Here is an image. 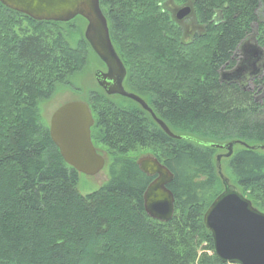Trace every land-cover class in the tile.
Listing matches in <instances>:
<instances>
[{"label": "trees", "instance_id": "trees-1", "mask_svg": "<svg viewBox=\"0 0 264 264\" xmlns=\"http://www.w3.org/2000/svg\"><path fill=\"white\" fill-rule=\"evenodd\" d=\"M165 1L100 0V6L127 70L125 85L180 138L168 136L134 101L90 91L92 139L106 151L110 180L86 195L39 105L59 85H70L96 54L83 34L70 45L73 21H37L0 2V264H229L215 255L204 214L223 191L222 146L264 145V99L221 83L218 74L234 69L254 24L259 33L253 35L264 44L263 2L192 0L206 26L192 43ZM145 152L174 174L168 187L175 213L168 222L144 208L153 178L138 165ZM221 166L264 212V149L235 144Z\"/></svg>", "mask_w": 264, "mask_h": 264}, {"label": "water", "instance_id": "water-1", "mask_svg": "<svg viewBox=\"0 0 264 264\" xmlns=\"http://www.w3.org/2000/svg\"><path fill=\"white\" fill-rule=\"evenodd\" d=\"M7 8L29 16L37 21L70 22L80 16L87 21L85 39L93 51L106 65L104 80L112 84L101 83L110 95L118 94L138 102L172 138L173 134L166 123L159 119L149 105L138 95L129 93L123 86L127 71L110 37L108 21L104 15L100 0H0ZM264 3V0H262ZM189 6H183L178 18L190 13ZM260 52L241 60V63L225 73L227 79H236L246 68L254 64ZM94 117L86 102L71 101L59 107L52 115L49 131L54 144L58 147L65 162L79 173L96 176L106 164L105 158L98 153L92 141L91 128ZM235 144L248 149L261 148L264 145L251 146L242 141L223 145L228 152L217 156L218 174L222 180L223 191L214 199L204 214L205 227L211 232L215 255L229 264H264V212L256 208L252 201L230 182L222 170V157L233 155ZM219 147V146H217ZM140 169L157 178L148 186L144 194L146 213L155 219L168 222L175 213V196L167 187L174 179L170 169L157 158L146 155L138 160Z\"/></svg>", "mask_w": 264, "mask_h": 264}, {"label": "rangeland", "instance_id": "rangeland-1", "mask_svg": "<svg viewBox=\"0 0 264 264\" xmlns=\"http://www.w3.org/2000/svg\"><path fill=\"white\" fill-rule=\"evenodd\" d=\"M167 2H168V5L170 6L173 3L175 5L179 4L175 0H167ZM260 19L264 21V4L260 8ZM72 21L73 23H75L76 28L75 29L71 28V30H67V38H68L70 45L72 47H75L78 41L81 39L82 34L84 35L87 21L85 20L86 21L85 22L81 17H78ZM252 31L253 32L251 33L250 37H252L253 34L258 35L259 32H258L257 24H254ZM98 63L101 64L102 61L97 55L95 56L92 53L90 55V62L88 63V65L85 67L83 71L79 72L78 74L72 77L71 79L72 82L70 85H59L57 87L56 92L53 94V96L50 99L42 101L40 103L39 111H40L41 120L43 123L48 124L50 126L52 115L59 107H61L65 103L71 102V101L87 102L88 100L87 95L88 93H90V91H93L94 89H99V88L102 89L97 83V80L95 78V73H94L96 69L98 68L97 67ZM96 147L98 151L100 152V154L103 155L107 159L106 151L101 146H96ZM224 168H225V164H224ZM109 169H110V163L108 161L105 167L103 168V170L96 176H89V175L80 173L79 182H78V189L80 193H82L83 195H86V194H89L107 185L110 180Z\"/></svg>", "mask_w": 264, "mask_h": 264}, {"label": "flooded vegetation", "instance_id": "flooded-vegetation-1", "mask_svg": "<svg viewBox=\"0 0 264 264\" xmlns=\"http://www.w3.org/2000/svg\"><path fill=\"white\" fill-rule=\"evenodd\" d=\"M166 5H168L167 0L165 1L164 6L169 11L170 15L175 20V22L178 24L179 28L182 30V34H183L184 39L190 40L193 43L199 37L203 36V34L206 32V26L202 25L199 22V20L197 19L196 13L194 10V2L192 0H187V1H184L183 3H179L176 5L173 3L171 6L170 5L166 6ZM183 6H189L191 8V10L187 16L179 19L178 18V12ZM214 20H217V18H215ZM238 52H239V55H238V58L236 60L235 66L233 68H236L241 63V60L244 59V56L245 57L247 56V58L254 57L252 55L255 52H260V55L258 56V58H255V60L253 62L254 64L249 65L246 68V70L240 76H238V78H236V79H232V80L227 79V77L225 75V73L227 71H225V69L222 68L218 74L219 75V81L221 83H224V84L238 85L243 90H249V91L253 92L256 100L262 101L264 99V83H256V80L264 76V44H259V42L256 40V37L254 35H252V37L248 36V38H245L239 44ZM97 67L98 68L94 72L97 83L98 84L105 83L107 85L112 84L113 81L104 80L102 77V75L107 72L106 65L102 62L101 64L98 63ZM125 79L123 82V86H124L125 90L129 93L136 94L132 90L128 89V87L125 85ZM103 91H105V90L103 89ZM105 93H106V91H105ZM136 95H138V94H136ZM138 96L141 97L149 105V103L141 95H138ZM111 97H124V96H121L118 94H113V95H111ZM125 98H128V97H125ZM128 99L134 101L137 105L141 106L135 100H133L131 98H128ZM149 107L156 114L154 108L151 105H149ZM148 113L151 115L150 112H148ZM156 116L159 119L163 120L157 114H156ZM151 117H152V115H151ZM153 120L159 126V128L161 130H163L154 118H153ZM144 155H151V156L155 157L154 155H152L150 153H146ZM155 177L156 176H153L152 180Z\"/></svg>", "mask_w": 264, "mask_h": 264}, {"label": "bare ground", "instance_id": "bare-ground-1", "mask_svg": "<svg viewBox=\"0 0 264 264\" xmlns=\"http://www.w3.org/2000/svg\"><path fill=\"white\" fill-rule=\"evenodd\" d=\"M63 23H67V22H63ZM110 37H111V36H110ZM89 45H90V44H89ZM90 47H91V46H90ZM92 50H93V49H92ZM99 86H101V84H99ZM101 87L105 90V88H104L103 86H101ZM105 91H106V90H105ZM106 94L109 95V96H111V95L108 94L107 92H106ZM67 103H68V102H67ZM92 114H93V113H92ZM93 117H94V115H93ZM94 122H95V118H94ZM92 127H93V126H92ZM49 132H50V131H49ZM91 135H92V128H91ZM50 136H51V135H50ZM92 141H93V139H92ZM93 143H94V141H93ZM94 146H95V144H94ZM95 147H96V146H95ZM96 149H97V147H96ZM97 151H98V149H97ZM98 153L100 154L99 151H98ZM60 154H61V153H60ZM102 156H103V155H102ZM103 157H104V156H103ZM104 158H105V157H104ZM63 159H64V158H63ZM105 160H106V163H107L108 161H107L106 158H105ZM138 160H139V159H138ZM68 165H69V164H68ZM105 165H106V164H105ZM138 165H139V164H138ZM104 167H105V166H104ZM139 167H140V166H139ZM102 170H103V169H102ZM144 173H145V172H144ZM145 174H146V173H145ZM147 175H148V174H147ZM148 176H151V177L156 176V177L151 181V183L157 178V175H153V176H152V175H148ZM151 183H150V184H151ZM150 184H149V185H150ZM149 185H148V186H149ZM168 186H169V184H168ZM168 186H167V187H168ZM147 188H148V187H147ZM168 188H169V187H168ZM169 189H170V188H169ZM146 190H147V189H146ZM145 192H146V191H145ZM144 194H145V193H144ZM144 208H145V207H144ZM148 216H149V215H148ZM149 217H150V216H149ZM151 218H152V217H151ZM152 219H155V218H152ZM156 220H158V219H156ZM159 221H160V220H159ZM161 222H163V221H161Z\"/></svg>", "mask_w": 264, "mask_h": 264}]
</instances>
